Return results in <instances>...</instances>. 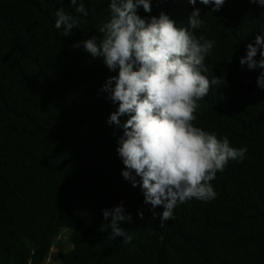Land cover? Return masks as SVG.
I'll use <instances>...</instances> for the list:
<instances>
[{
	"label": "trees",
	"instance_id": "obj_1",
	"mask_svg": "<svg viewBox=\"0 0 264 264\" xmlns=\"http://www.w3.org/2000/svg\"><path fill=\"white\" fill-rule=\"evenodd\" d=\"M79 2L87 16L70 0H0V264H43L61 230L69 231L62 264H264V89L261 70L239 62L264 35V7L226 0L212 12L199 0H150L151 12L137 10L188 27L200 9L205 26L194 34L216 42L206 75L222 83L199 102L194 124L247 148L211 181L213 200L178 204L161 227L141 187L122 175L123 128L108 123L118 104L102 90L118 69L73 47L102 38L110 0ZM60 8L80 22L67 37L54 26ZM121 205L130 243L100 230L111 222L102 210Z\"/></svg>",
	"mask_w": 264,
	"mask_h": 264
},
{
	"label": "clouds",
	"instance_id": "obj_2",
	"mask_svg": "<svg viewBox=\"0 0 264 264\" xmlns=\"http://www.w3.org/2000/svg\"><path fill=\"white\" fill-rule=\"evenodd\" d=\"M189 2L195 5L197 0ZM225 2L199 0L211 5L212 12ZM250 2L264 7V0ZM70 4L77 14L88 15L83 2L70 0ZM140 7L151 12L150 0H110L111 18L98 29L102 38L94 36L73 47L82 44L92 57H103L110 70L118 69V75L110 77L102 90L118 104L108 123L123 128L117 149L126 168L122 175L133 187H141L152 219L158 218L163 227L178 204L213 200L217 194L211 181L230 161L243 162L247 148L233 147L227 136L220 138L194 124L199 102L222 83L221 77L206 75L205 60L216 42L194 34L193 30L205 26L200 9L194 8L188 27H179L163 13L146 21L137 14ZM55 16L54 26L63 29V36L79 28L78 19L64 8L56 10ZM258 53L259 60L255 59ZM239 62L249 70H261L256 83L264 89V35L247 45L246 56ZM122 116L128 119L121 125ZM158 207L163 208L161 213L155 211ZM102 214L105 220L111 216V222L100 230L110 228L113 239L122 237L130 243L132 236L120 227L131 220L123 206L102 210ZM139 215L143 218V212Z\"/></svg>",
	"mask_w": 264,
	"mask_h": 264
},
{
	"label": "rangeland",
	"instance_id": "obj_3",
	"mask_svg": "<svg viewBox=\"0 0 264 264\" xmlns=\"http://www.w3.org/2000/svg\"><path fill=\"white\" fill-rule=\"evenodd\" d=\"M69 231L61 230L56 238L55 245L46 256L43 264H62L59 260V252H66L69 249Z\"/></svg>",
	"mask_w": 264,
	"mask_h": 264
}]
</instances>
